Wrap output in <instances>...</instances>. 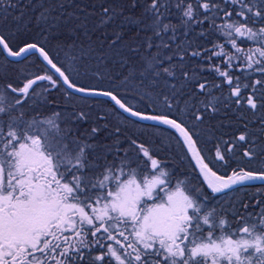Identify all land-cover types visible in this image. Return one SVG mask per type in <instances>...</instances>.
<instances>
[{"label":"snow or ice","instance_id":"obj_1","mask_svg":"<svg viewBox=\"0 0 264 264\" xmlns=\"http://www.w3.org/2000/svg\"><path fill=\"white\" fill-rule=\"evenodd\" d=\"M0 264H264V0H0Z\"/></svg>","mask_w":264,"mask_h":264}]
</instances>
